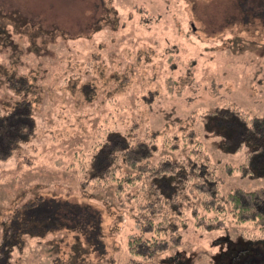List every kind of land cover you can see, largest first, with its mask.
Segmentation results:
<instances>
[{
  "label": "rangeland",
  "instance_id": "rangeland-1",
  "mask_svg": "<svg viewBox=\"0 0 264 264\" xmlns=\"http://www.w3.org/2000/svg\"><path fill=\"white\" fill-rule=\"evenodd\" d=\"M0 28V104L16 98L12 71L39 91L34 137L0 161V234L14 209L39 195L88 204L100 230L93 240L40 222L34 233L13 234L12 264H156L175 253L181 264H213L219 237L264 238L263 221L238 220L223 201L234 187L263 185L264 175L237 169L246 145L235 151L237 142L221 136L230 127L219 124L214 135L202 120L224 105L264 114V0H0ZM110 132L147 139L156 148L151 161L204 156L222 197L209 202L190 181L174 199L176 213L162 203L172 230L157 237L169 244L151 261L129 251L150 177L120 188L127 166L118 163L111 177H88Z\"/></svg>",
  "mask_w": 264,
  "mask_h": 264
},
{
  "label": "trees",
  "instance_id": "trees-1",
  "mask_svg": "<svg viewBox=\"0 0 264 264\" xmlns=\"http://www.w3.org/2000/svg\"><path fill=\"white\" fill-rule=\"evenodd\" d=\"M7 80L11 84L16 98L10 104H0V161L11 157L20 145L24 144L26 147L34 137L36 130L32 104L38 99L39 91L27 74L17 75L12 71L7 74ZM226 106L224 105V107ZM224 107L215 106L204 113L202 120L205 121L204 125H206L207 131L215 135L220 134L219 124L230 127L231 133H221L224 142H233V140L237 142L235 151L241 144H245L248 148L244 155V161L240 163V167L238 165L236 168L243 173L245 171L252 172L254 169L256 175H264V114L250 115L236 106ZM216 120L221 123H217ZM127 139L128 136L125 133L120 134L118 138L113 132H110L92 154L88 177L99 180H104L103 177L108 175L111 177L114 175L117 163L127 166H125L127 170L123 172L125 176L120 185L128 184L130 180L138 181L150 177V187L146 189L145 193L149 197L145 198L148 201L144 203L142 197L138 200L140 203L137 206L138 212L135 213V220L138 223L139 231L131 236L129 251L133 256H141L151 261L158 250L167 249L169 244L168 239L160 240L157 237L162 234L163 230H172L167 210L162 211V203H169L172 213H176L177 206L174 204V199L181 190H186L190 181L196 191L208 195L209 202L221 200L222 197L218 194L216 183H213V180H211V184L210 181L208 182L210 175L213 178V170L204 156L198 158L200 164L189 161V159L186 160V163L182 162L181 164L170 158L151 161L149 159L156 150L154 144H151L147 139L140 140L138 138L135 143H130ZM132 171L133 173H131ZM165 180L169 186L158 184ZM120 188H123V185ZM223 199L231 206L238 220L255 219L264 222V184L253 189L234 187ZM156 212L165 214L160 216L162 221L160 223L159 220L158 223L153 222V215ZM94 214L96 212L86 203L70 202L60 198H44L41 195L29 198L14 209L12 225L4 227L0 234V264H12L10 252L12 247L18 245V240L13 237V234L17 231L22 234L34 233L40 222H44L41 227L44 230L48 228V225H51L50 223L55 222L62 227L75 228L86 236L88 235L90 239H96L94 236L100 235L99 217L96 214L95 218ZM90 232L93 233V236H89ZM149 232L152 235L145 234ZM256 240L261 242L264 241V238ZM96 245L99 246V240ZM259 246L264 248L263 242L259 243ZM177 256L180 255L175 253L168 260H159L156 264H181L178 262L180 259L178 260ZM125 264L140 263L129 258Z\"/></svg>",
  "mask_w": 264,
  "mask_h": 264
},
{
  "label": "flooded vegetation",
  "instance_id": "flooded-vegetation-1",
  "mask_svg": "<svg viewBox=\"0 0 264 264\" xmlns=\"http://www.w3.org/2000/svg\"><path fill=\"white\" fill-rule=\"evenodd\" d=\"M238 239L219 237L214 243L218 245V250L213 254V264H264V248L259 246L264 241Z\"/></svg>",
  "mask_w": 264,
  "mask_h": 264
}]
</instances>
